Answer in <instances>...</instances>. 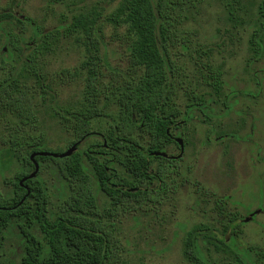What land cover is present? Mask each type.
Wrapping results in <instances>:
<instances>
[{
  "label": "trees",
  "instance_id": "1",
  "mask_svg": "<svg viewBox=\"0 0 264 264\" xmlns=\"http://www.w3.org/2000/svg\"><path fill=\"white\" fill-rule=\"evenodd\" d=\"M204 1L123 0L111 17L126 29L129 39L126 70L111 68L107 59L100 58L106 56L100 48L103 37L94 15L73 18L48 31L37 25L19 28L12 38L3 30L12 14L0 12V32L5 36L0 37V114L13 121V131L9 130L7 141L0 145V175L8 184L6 192L0 194V264L10 236L18 241L20 264H123L121 244L111 225L103 220L95 185L110 200L112 214L124 206L126 196L139 201L148 188L134 190L137 183L163 184L160 175H164L167 165L155 169L151 161L169 163L170 159L153 153L165 152L172 144L179 148L173 140V125L179 121L189 123L194 110L204 114L210 111L205 107L208 99L204 100V93L195 90L185 92L190 95L189 103L184 110L180 108V100L184 99H180L177 89L182 82L173 59L195 58L198 64L208 54L199 43L193 44L191 31L182 29L188 13ZM253 7L247 10L242 0H231L225 9L233 28L245 24L247 31L249 23L257 18L259 26L249 37L250 50L257 53L264 38V0H259L255 12ZM24 24L17 21L16 25ZM74 34L89 57L82 66L88 73L90 91L80 107L69 112L71 120L64 123L44 72V60L62 39ZM103 65L113 74L108 83L103 79ZM200 69L207 71L206 84L213 89L210 97L220 96L224 87L222 70L209 63ZM42 111L71 129L75 139L66 146L77 145V150L65 158L35 157L40 170L22 186L21 181L35 170L31 156L50 152L51 138L38 118ZM75 115L80 116L78 126ZM96 120L104 121L101 132L105 144L94 136ZM212 132L214 127L208 135ZM184 141H188L186 136ZM120 167L134 180H126L125 185L115 182ZM53 188L56 192L51 191ZM53 197L63 201L55 210L51 208ZM235 225L236 220H231L225 230ZM201 234L237 251L227 235L211 228L196 229L187 233L183 249L185 258L193 264H209L198 246Z\"/></svg>",
  "mask_w": 264,
  "mask_h": 264
},
{
  "label": "rangeland",
  "instance_id": "2",
  "mask_svg": "<svg viewBox=\"0 0 264 264\" xmlns=\"http://www.w3.org/2000/svg\"><path fill=\"white\" fill-rule=\"evenodd\" d=\"M122 1L61 0L57 4L50 0H0V12L12 14L11 20L3 25V30L10 32L12 38L13 31L19 28L31 29L37 25L48 31L73 18L94 15L103 37L100 48L106 56L100 58L107 59L111 68L126 70L130 61L129 39L126 29L111 17ZM229 2L205 0L188 13V20L182 25V29L191 31L193 44L199 43L208 54L198 64L195 58L173 57L182 82L177 89L180 99H184L180 100V108L184 110L189 103L190 95L185 92L195 90L204 93V100L208 99L205 107L210 111L204 114L194 110L189 123L179 121L173 125V138L182 140L183 153L172 144L162 152L170 157L169 163L151 161L155 169L167 165L164 175H160L163 184L159 187L137 183L134 190L148 188V191L140 195L139 201L126 196L124 206L114 214L110 200L95 185L103 220L111 225L121 244L123 264H193L183 254L184 242L188 232L200 228L227 235L237 250L201 234L198 246L209 264H264V38L257 53L250 50L249 37L259 26L257 18L249 23L247 31L245 24L233 28L225 9ZM242 2L247 10L254 6L255 12L259 0ZM17 21L25 24L18 26ZM0 37H5L2 32ZM78 37L74 34L62 39L44 60V72L64 123L71 120L69 112L80 107L82 98L90 91L88 73L82 66L89 57ZM1 46L0 41V49ZM208 63L223 72L224 87L220 96L210 97L213 89L206 84L207 71L200 69ZM101 68L103 79L108 83L113 74L107 66ZM9 118L0 114V145L1 141H7L9 130L13 131V121ZM38 118L51 138L50 153L66 152L69 149L66 145L75 139L71 129L45 116L44 111L38 113ZM79 118L74 116L77 126ZM213 127L214 132L209 136ZM93 128L96 141L105 144L101 132L105 129L104 121L96 120ZM118 170L119 176L114 180L118 184L134 180L123 168ZM4 182L0 175V194L8 188ZM52 202L53 210L63 204L54 197ZM252 213H255L253 221L238 222L229 231L225 230L231 220H242ZM8 239L1 264H20L18 241L13 236Z\"/></svg>",
  "mask_w": 264,
  "mask_h": 264
},
{
  "label": "water",
  "instance_id": "3",
  "mask_svg": "<svg viewBox=\"0 0 264 264\" xmlns=\"http://www.w3.org/2000/svg\"><path fill=\"white\" fill-rule=\"evenodd\" d=\"M177 143L179 144L181 150H182V153H183V150H184V147H183V143H182V140L181 139H177ZM77 150V145H73L71 148H69L66 152L62 153V154H55V153H50V152H37V153H34L32 156H31V160L34 161V166H35V170L34 172L29 175L28 177L24 178L22 181H21V185L24 186V182L29 180V179H34L39 170H40V166H39V163L36 162L34 159L35 157L37 156H42V157H54V158H65V157H70L71 155H73L74 152H76ZM153 155L155 156H159V157H165L167 158L168 155L166 153H162V152H156V153H153ZM182 155V154H181ZM181 155H179L178 157L176 158H179L181 157ZM175 158V157H174ZM28 192L30 193V191L28 190Z\"/></svg>",
  "mask_w": 264,
  "mask_h": 264
},
{
  "label": "flooded vegetation",
  "instance_id": "4",
  "mask_svg": "<svg viewBox=\"0 0 264 264\" xmlns=\"http://www.w3.org/2000/svg\"><path fill=\"white\" fill-rule=\"evenodd\" d=\"M11 14V13H10ZM5 51H6V49H5ZM176 139V137L175 138H173V140H174V142L175 143H177V141L175 140ZM179 148H180V146H179ZM181 149V148H180ZM168 159H170V157H167ZM159 177V176H158ZM161 177V176H160ZM155 186H157L156 184H154ZM160 186H161V184H160ZM159 186V187H160ZM256 212H260V211H256ZM255 212V213H256ZM255 213H252V214H250L249 216H247L245 219H242V220H238V221H236V224L239 222V223H248V222H250V221H253L254 219H255Z\"/></svg>",
  "mask_w": 264,
  "mask_h": 264
}]
</instances>
